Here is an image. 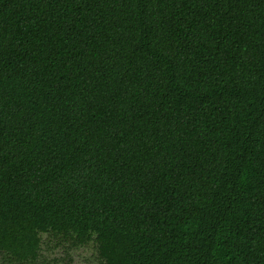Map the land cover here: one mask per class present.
<instances>
[{
	"label": "trees",
	"instance_id": "obj_1",
	"mask_svg": "<svg viewBox=\"0 0 264 264\" xmlns=\"http://www.w3.org/2000/svg\"><path fill=\"white\" fill-rule=\"evenodd\" d=\"M54 239L264 264V0H0V258Z\"/></svg>",
	"mask_w": 264,
	"mask_h": 264
},
{
	"label": "rangeland",
	"instance_id": "obj_2",
	"mask_svg": "<svg viewBox=\"0 0 264 264\" xmlns=\"http://www.w3.org/2000/svg\"><path fill=\"white\" fill-rule=\"evenodd\" d=\"M46 239V237L44 236ZM56 239L42 245L41 260L43 264H102L96 246L90 243L85 246L54 247Z\"/></svg>",
	"mask_w": 264,
	"mask_h": 264
},
{
	"label": "flooded vegetation",
	"instance_id": "obj_3",
	"mask_svg": "<svg viewBox=\"0 0 264 264\" xmlns=\"http://www.w3.org/2000/svg\"><path fill=\"white\" fill-rule=\"evenodd\" d=\"M0 256H1V255H0ZM0 264H9V263H4V261L1 260V258H0Z\"/></svg>",
	"mask_w": 264,
	"mask_h": 264
}]
</instances>
